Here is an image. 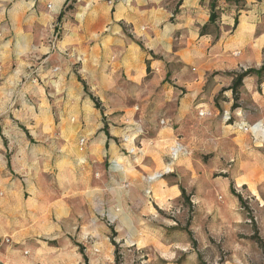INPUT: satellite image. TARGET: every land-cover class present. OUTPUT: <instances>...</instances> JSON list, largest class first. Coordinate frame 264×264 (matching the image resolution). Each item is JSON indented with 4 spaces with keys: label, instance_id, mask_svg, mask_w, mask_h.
Masks as SVG:
<instances>
[{
    "label": "crops",
    "instance_id": "1",
    "mask_svg": "<svg viewBox=\"0 0 264 264\" xmlns=\"http://www.w3.org/2000/svg\"><path fill=\"white\" fill-rule=\"evenodd\" d=\"M213 2L0 0V264H116L108 222L141 211L142 175L170 172L176 141L253 143L264 0H216L210 22Z\"/></svg>",
    "mask_w": 264,
    "mask_h": 264
},
{
    "label": "rangeland",
    "instance_id": "2",
    "mask_svg": "<svg viewBox=\"0 0 264 264\" xmlns=\"http://www.w3.org/2000/svg\"><path fill=\"white\" fill-rule=\"evenodd\" d=\"M247 1L225 3L244 9ZM153 131L143 135L151 141ZM254 134L253 143L237 149L210 142L206 149L198 143L184 149L176 141L173 155L165 158L170 172L143 173L141 211L134 215L126 206L132 221L119 223L122 230L114 220L108 222L116 264H264V124ZM163 180L175 187L174 195L166 194L165 185L155 196L153 185ZM132 228L118 247L116 231L121 236Z\"/></svg>",
    "mask_w": 264,
    "mask_h": 264
},
{
    "label": "trees",
    "instance_id": "3",
    "mask_svg": "<svg viewBox=\"0 0 264 264\" xmlns=\"http://www.w3.org/2000/svg\"><path fill=\"white\" fill-rule=\"evenodd\" d=\"M215 1L216 0H214V2L212 4V13H211V17H210V22H215L217 20V18H218V14H217L216 9H215V7H216V2ZM219 1H222V0H219ZM223 1H225V0H223ZM67 8L70 9L71 6H68ZM252 72H254V70H248V71H246V72H244L242 74H239L237 76V78L235 79L234 85H233V91H234V93L236 92L237 87L241 83V78L244 77V76H246L249 73H252Z\"/></svg>",
    "mask_w": 264,
    "mask_h": 264
},
{
    "label": "built area",
    "instance_id": "4",
    "mask_svg": "<svg viewBox=\"0 0 264 264\" xmlns=\"http://www.w3.org/2000/svg\"><path fill=\"white\" fill-rule=\"evenodd\" d=\"M60 36H61V30H60V28L56 25V26H54V29H53V39H54V40H57V39L60 38ZM200 115H202L201 112H200ZM231 120H232V117H231L230 115H228V116H227V122H230ZM240 128L243 129V130H245V131L249 129V127L246 126V125H241ZM79 144H80L81 147H83V146L86 144V139H85V138H81V139L79 140Z\"/></svg>",
    "mask_w": 264,
    "mask_h": 264
}]
</instances>
